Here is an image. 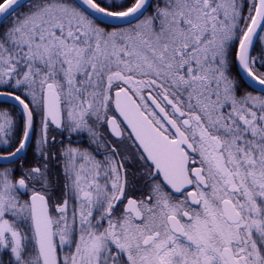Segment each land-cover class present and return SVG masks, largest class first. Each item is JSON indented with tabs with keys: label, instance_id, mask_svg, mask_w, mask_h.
Listing matches in <instances>:
<instances>
[{
	"label": "snow or ice",
	"instance_id": "1",
	"mask_svg": "<svg viewBox=\"0 0 264 264\" xmlns=\"http://www.w3.org/2000/svg\"><path fill=\"white\" fill-rule=\"evenodd\" d=\"M0 264H264V0H0Z\"/></svg>",
	"mask_w": 264,
	"mask_h": 264
}]
</instances>
